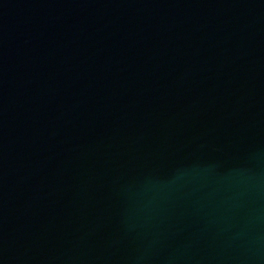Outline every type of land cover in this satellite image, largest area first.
I'll list each match as a JSON object with an SVG mask.
<instances>
[{
  "label": "water",
  "instance_id": "water-1",
  "mask_svg": "<svg viewBox=\"0 0 264 264\" xmlns=\"http://www.w3.org/2000/svg\"><path fill=\"white\" fill-rule=\"evenodd\" d=\"M0 264H264V0H0Z\"/></svg>",
  "mask_w": 264,
  "mask_h": 264
}]
</instances>
